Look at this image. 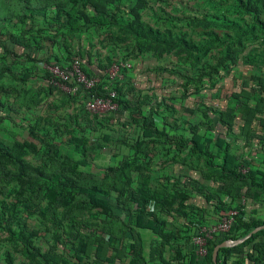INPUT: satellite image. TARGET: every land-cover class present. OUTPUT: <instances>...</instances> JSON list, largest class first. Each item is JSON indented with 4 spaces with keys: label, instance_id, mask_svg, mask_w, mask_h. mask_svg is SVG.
Masks as SVG:
<instances>
[{
    "label": "rangeland",
    "instance_id": "obj_1",
    "mask_svg": "<svg viewBox=\"0 0 264 264\" xmlns=\"http://www.w3.org/2000/svg\"><path fill=\"white\" fill-rule=\"evenodd\" d=\"M65 1L26 0L24 5L38 9L33 15L23 12L21 0H0V39L5 42L22 39L25 45L33 47L29 52L37 60L15 59L0 50V70L10 68L16 78L0 77V104L3 105L0 108V151L11 150V158L0 153V208L11 210L14 206L10 217L13 227L29 235L33 244L51 257L52 264H70L76 258L80 240L87 238L95 227L117 225L122 231L123 221L101 219L97 217L99 209L61 208L47 202L42 195L47 182L39 177L40 173L44 178L52 173H65L84 187L96 186L105 191L131 190L147 176L151 188L169 200L165 203L169 212L163 214L181 219L185 224L182 228L192 224L187 221L188 215L195 217V210L199 211L194 206L187 209L192 196L203 194L210 202L209 224L216 223L241 201L246 203L250 197L248 186L234 184L240 189L236 192L233 182L227 178L218 179L217 173L206 176L202 159L175 147L178 137L175 129L193 128L203 133L210 128L216 136L225 135L239 158L249 160L255 155V149L264 152V34L255 31L253 36L231 44L226 55L225 45L220 44L214 45L204 56L173 51L158 57L153 51L139 53L149 42L141 44L117 26L82 27L75 32L61 29L60 22L55 20L60 12L53 6ZM243 1L256 8L259 18L264 20V0ZM91 2L135 26L160 32L170 30L196 44L206 38L204 34L208 30L219 36L230 33L224 28L203 25L204 15L223 16L241 25L250 24L252 20L251 14L234 0ZM85 11L92 13L91 9ZM185 18H195L198 23L186 25L181 21ZM15 50L22 52L18 47ZM115 59L132 62V68L123 74V81L130 77L134 83L132 90L125 89L123 81L117 88L122 87L124 93L132 92V102L139 104L142 110L155 111L154 122L158 127L169 128L167 139L171 143L141 147L147 163L141 158L127 171L132 184L129 187L120 173L109 172L108 168L119 164L122 157L118 153L126 156L130 151L122 147L118 152L112 140L104 141V135L123 132L132 140L136 125L127 120V114L125 117L115 115L123 114L118 105L115 113L89 112L84 91L72 95L63 90L61 84L52 82L54 66L70 70L78 61L87 77H97L106 72ZM234 102L243 106V112L229 113L227 109L232 108ZM212 111L222 112L221 118ZM77 142L84 145L88 160L82 161L73 150ZM253 165L258 166L254 162ZM195 187L203 193H197ZM182 196L187 200H181ZM86 199L79 196L76 202ZM119 201L125 207L131 206L124 198L119 197ZM71 215H75L74 220ZM120 216L124 220L123 215ZM194 224L199 225V221ZM104 230L103 241H89L90 251L114 250L108 248L105 237L110 230ZM185 238L188 242L190 236L185 235ZM7 254L14 264H30L19 248L3 241L0 232V264H6Z\"/></svg>",
    "mask_w": 264,
    "mask_h": 264
},
{
    "label": "trees",
    "instance_id": "obj_2",
    "mask_svg": "<svg viewBox=\"0 0 264 264\" xmlns=\"http://www.w3.org/2000/svg\"><path fill=\"white\" fill-rule=\"evenodd\" d=\"M91 1L92 0H66L62 4L53 6L58 13L60 12L59 15L56 14L55 20L60 22L61 29L75 32L82 27L109 28L117 26L132 35L138 41H141V44L147 41L149 42L146 46L141 47L139 53L143 51H153L158 57L173 51L176 54L184 53L191 56H204L214 45L220 44L225 45L224 51L226 55L229 53V47L231 44L238 43L244 38L253 36L255 31L264 34V20L259 18L256 8L253 6L249 7L243 0L234 1L244 11L251 14L252 20L250 24L241 25L234 21L227 20L226 18H222L223 16L220 18L217 16L204 15L202 18L203 25L206 27L213 26L224 28L230 33H224L219 36L213 30H208L204 34L206 38L198 44L186 40L183 34H172L170 30L160 32L152 29L151 27L135 26L133 23L129 22V20L95 7ZM21 2L23 3L21 8L24 13L31 12L35 15L38 12L37 8H32L27 4L24 5L26 0H21ZM85 9H91L92 13H87ZM40 10L42 9H39V11ZM195 20V18H185L181 21L184 24L189 25L197 24L198 22H195ZM7 43H10L9 47L7 46ZM15 47L22 49V52L16 51ZM32 48L33 47L30 45H25L22 39L12 41L8 40L6 42L0 39V50L11 55L15 59L23 58L27 61H37L30 55L29 51ZM35 50L41 51L38 48H35ZM5 75L16 79L14 72L11 71L10 68L0 70V77ZM121 84L122 82L115 84L113 89L117 94L114 101L117 103L123 114H119V112H117L115 115L117 117H125L124 115L127 114V120L136 125L134 139L131 140L129 135H125L123 132H120L119 135H115V133H112L111 135H104V141L108 142L112 140L114 144L117 145L118 152H121L122 147L129 149L130 153L126 156L118 153V155L122 158L117 166H110L108 168L109 172L116 171L120 173L121 178L129 187L132 184L128 178L127 171H129L131 167H133L134 164L141 158L145 163H147L145 158L142 157L146 155V153L141 149V147L151 146L157 143L171 145V143L167 139L169 137V128L166 126L158 127L155 124V111L152 108H150V110L148 109V111L142 110L139 104L132 102V92L128 91L124 93L125 91H123L122 87L117 88ZM70 85L73 86L74 84L70 83ZM90 93L99 97L104 96L105 91L102 90V83L98 82ZM234 103L235 104L232 105V108L227 109L229 113L238 114L237 112H243V106L241 104L238 106L237 102ZM2 106L3 105L0 104V108H2ZM212 114L220 117L222 112L212 111ZM122 124L124 125V123ZM223 124L228 127L226 122H223ZM175 130L178 135V137L176 136L177 140H175V147L178 151H186L188 155L194 156L197 159H202L203 165L207 170L206 176L211 177L212 174L217 173L218 179L227 178L230 182H233V188L236 189V192L240 189L237 186H234V184H246L248 186V190H250V196L252 194L254 199H258L261 193H264V167L257 166L260 169L256 170V166L252 163L243 161L241 158L236 156V152L230 146L226 137L214 138L215 135L211 133L212 129L210 128L205 130L203 133L199 132L197 129L194 130L193 128H189L185 131L183 127H180ZM15 148L20 150L19 146H16ZM73 150L80 156L82 161L89 159V156L86 154L85 147L81 142L75 143ZM0 153L3 156L11 158V150L9 149H6L4 152L0 151ZM39 177L45 179L47 182L46 186L43 188L42 195L50 204L61 208H96L99 209L97 217L101 219H117L123 221L124 226H121L122 231L129 229L133 235V243L130 247V253L135 259L131 261L130 264H143V260H141V242L138 233L134 230L135 228L141 227V225L147 226L152 230L153 235L157 238L151 244L150 261L161 259L165 243H169V241L173 238V234L166 230L165 221L157 216L158 213L163 214L164 212H169L165 208V203H168L169 200L162 193L151 188L149 185V177L147 176H144L143 181L131 188V190L122 188L120 190L110 191L102 190L96 186L84 187L76 181V179L61 172L52 173L46 178H44L43 174L40 173ZM195 189L197 193H203L197 187H195ZM236 192L235 194H237ZM79 196L86 197V201L76 202V197ZM119 197L124 198V200L130 203L131 206L125 207L124 203L119 201ZM171 200H174V198H171ZM181 200L186 201L187 197L182 196ZM149 205L153 207V211L147 210ZM242 207L243 206L239 205L238 207L235 206L232 208L237 209L239 214L235 217L230 230L226 233L215 235L212 240L207 242V253L203 257L205 264H214L212 261V251L216 245L226 240L243 239L253 229L264 225V221L244 220V215L241 211ZM13 210V205L11 206V210H4V208H0V232L3 241L12 243L19 248L21 254L30 262V264H52L51 257L42 253L40 249L33 244L29 235L21 229L13 227L12 220L10 218L12 217ZM228 212H226L225 215L228 214ZM120 215H123L124 220L120 218ZM74 216L75 215L70 216L72 220H74ZM72 220L70 222H72ZM107 226H103V228L108 229ZM101 227L102 226L99 228ZM103 228L101 231L104 234L105 230ZM123 228L125 229L123 230ZM96 229L97 228L95 227L93 230ZM109 230L110 232H108V235L112 234L111 229ZM117 230H119V227ZM119 231L122 232L121 230ZM87 235V238H83V241L80 240L75 254L76 258H73V260L77 261V264H83L84 258L88 257L87 254L92 252L89 250V241L96 243L104 240L102 237L96 238L92 234ZM261 236L264 237V230H260L251 235L248 239L241 244L236 245L234 248L245 247L249 244H253L247 253L246 258L250 263L264 264V241L256 242V240ZM117 240L118 239L115 235L114 237L107 239L108 248L114 249L117 245ZM234 248L219 249L217 264H228L227 258L229 252ZM93 251H97V253L102 252L98 248ZM194 258H196V256H194ZM5 262L6 264H14L13 259L9 254L5 256Z\"/></svg>",
    "mask_w": 264,
    "mask_h": 264
},
{
    "label": "crops",
    "instance_id": "obj_3",
    "mask_svg": "<svg viewBox=\"0 0 264 264\" xmlns=\"http://www.w3.org/2000/svg\"><path fill=\"white\" fill-rule=\"evenodd\" d=\"M132 64V62H131ZM130 77L126 78L123 83H125L124 87L125 89H131L134 86V83L132 82ZM134 89V88H133ZM213 131H211L212 133ZM215 135V131L213 132ZM217 137H224V135L219 134L218 136H214V138ZM255 155L251 157L249 160L248 158H241L243 161H247L253 164L257 163L258 166L264 167V152L260 151L259 149H255ZM256 170H259V167L255 168ZM245 201V200H244ZM245 203V202H244ZM240 204H236L238 207ZM191 206L197 207L199 211H196L195 217H189L187 221H189L192 224H189L188 226L182 228L183 222L181 219L174 217H170L167 215H164L162 213H158L157 216L160 217L163 221H165L166 224V230L170 231L173 234V238L169 241V243H165V248L162 252L161 259H156L155 261H150V248L151 244L155 239V235H153V232L151 229H149L147 226L141 225V227L135 228V232L138 233L140 242H141V260H143V264H205L203 258H194L195 250L192 245V236L198 231V229L201 226H205L209 224L208 222L211 220L209 218V213L211 210L210 208V202H208L207 198L202 194L200 196H192L191 201L189 204H187V209H190ZM148 211H153L152 206L147 207ZM241 211L244 215V220L250 221V220H260L264 221V193L262 192L260 197L258 199H254L251 196L249 197L248 201L244 204V206L241 208ZM213 220V219H212ZM194 221H199V225L194 224ZM201 225V226H200ZM200 226V227H199ZM108 229H111V233L109 235H106V239H109L110 237H115L118 239L116 242L115 250H106L103 252L97 253V251H92L88 255V257L84 258L83 264H130L131 261H133L135 258L130 253V247L133 243L132 240V232L129 231V229L124 230L120 232L118 227L120 226H107ZM101 228H97L96 230L89 231V235L92 234L96 238L103 237V232L101 231ZM181 229L184 230V232L181 233ZM185 235H189L190 239L188 242H186ZM160 240V239H158ZM257 241H264V237H259ZM253 244H249L245 247H239L234 248L229 252L227 263L228 264H254L250 263L248 261L247 253L251 249ZM122 248V249H121ZM70 264H77L76 260H72ZM82 264V263H81Z\"/></svg>",
    "mask_w": 264,
    "mask_h": 264
},
{
    "label": "built area",
    "instance_id": "obj_4",
    "mask_svg": "<svg viewBox=\"0 0 264 264\" xmlns=\"http://www.w3.org/2000/svg\"><path fill=\"white\" fill-rule=\"evenodd\" d=\"M52 70L54 84H61L63 90L68 91L72 95L84 91L85 107L89 112L93 113H115L117 110V103L114 101L117 94L113 89L114 85L123 81L124 72L132 68L130 61H122L116 59L106 72L101 73L97 77H87L81 70L78 61H75L70 70L61 69L59 66H54ZM102 84V90L105 95L102 97L95 96L90 92L95 88L98 82ZM70 83L74 85L71 86ZM244 200L240 205L244 206ZM239 214L237 209H232L228 214L221 216L214 224H207L201 226L198 231L192 236V245L195 250L196 258H203L206 253V245L209 240H212L215 235L226 233L230 230L234 223L235 217Z\"/></svg>",
    "mask_w": 264,
    "mask_h": 264
},
{
    "label": "water",
    "instance_id": "obj_5",
    "mask_svg": "<svg viewBox=\"0 0 264 264\" xmlns=\"http://www.w3.org/2000/svg\"><path fill=\"white\" fill-rule=\"evenodd\" d=\"M260 230H264V225H261L259 227H256L255 229H253L245 238L243 239H239V240H226V241H223L221 242L220 244L216 245L214 248H213V251H212V261L214 264H217V255H218V251L219 249H222V248H232L236 245H239L241 244L242 242H244L246 239H248L251 235L257 233L258 231Z\"/></svg>",
    "mask_w": 264,
    "mask_h": 264
}]
</instances>
